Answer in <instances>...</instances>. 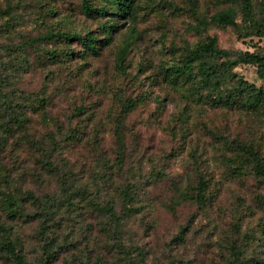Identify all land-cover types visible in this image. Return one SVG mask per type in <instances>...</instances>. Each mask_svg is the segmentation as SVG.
<instances>
[{
  "label": "rangeland",
  "instance_id": "1",
  "mask_svg": "<svg viewBox=\"0 0 264 264\" xmlns=\"http://www.w3.org/2000/svg\"><path fill=\"white\" fill-rule=\"evenodd\" d=\"M228 9L242 32L214 20ZM109 20L118 28L105 39ZM246 25L231 0H134L130 15L96 18L82 0H0V264H19L7 242L26 264H264V173L250 164L237 174L227 161L239 160L236 147L245 145L264 165V105L249 108L239 95L223 106L203 88L198 67L191 80L165 76L208 38L231 59L264 54V36H246ZM67 32L94 34L97 53L81 40L46 37ZM230 71L222 93L240 80L264 91L257 66ZM53 139L60 172L43 162ZM101 171L109 176L102 196L114 199L117 214L116 187L127 178L141 183L137 211L116 226L101 210L106 202L94 199ZM200 180L206 202L182 200L173 211L179 191ZM9 195L19 198L16 217Z\"/></svg>",
  "mask_w": 264,
  "mask_h": 264
},
{
  "label": "trees",
  "instance_id": "2",
  "mask_svg": "<svg viewBox=\"0 0 264 264\" xmlns=\"http://www.w3.org/2000/svg\"><path fill=\"white\" fill-rule=\"evenodd\" d=\"M106 4L95 7L91 0H82V8L84 13L89 17H104V16H121L125 17L132 13V8L134 0H105ZM234 2L241 3L243 17L246 22V31L244 34L246 36H264V0H231ZM6 17V23L11 19V13L5 11L3 13ZM214 20L218 23L221 28L233 27L237 32H242V27L236 22L234 16V10L228 9L221 12ZM117 23L112 20L106 21L103 26V32L105 33V39H111L112 33L117 31ZM50 40H56L62 37L65 40L76 41L81 40L84 46L85 52L97 53V43L99 39L91 33H88L85 39H82L77 33H51L46 36ZM44 37V38H46ZM128 52V44L122 45L117 54L118 61L122 63L126 54ZM231 52L220 49L217 44L216 38H208L201 41L194 50L189 54L184 55L180 61L176 64L168 66L165 71V76H174L185 78L191 80L193 78L195 67H198L199 74L201 76L203 88H207L212 92L215 100H218L223 106H232L239 99V95H243L240 99V103L247 105L249 108L255 109L264 105V91L263 89L257 88L243 80H240L236 86V89L223 92V87L221 81L224 77L230 74L231 67L237 64H253L258 67L260 73L264 75V54L260 52L250 53L245 52L240 54L239 57L231 59ZM53 56H56L55 54ZM217 58H224V62L220 65H212L211 61ZM209 91V92H210ZM129 109L133 106L128 105ZM40 110H44L46 106L44 102L40 103ZM45 112V110H44ZM18 121V119H16ZM57 143L55 140H51L49 145H44L43 158L44 164L48 170L60 172L61 169L55 166L52 162L53 153L55 151ZM240 150V159L228 158V163L235 170V173L239 174L245 171L248 165L252 164L257 172L264 173V165L261 161L260 155L253 146L240 145L236 147ZM52 150L48 153V150ZM122 165V162H121ZM120 165V166H121ZM109 176L105 171H101L95 181V197L94 199L100 198L106 202L105 207H101L111 222V225H119L126 217L130 216L137 211L136 203L139 200V188L141 183L135 181L133 178H127L125 181L118 185L115 189L118 200L121 203L120 212L117 214V204L116 202L109 199L107 196H102L103 191L106 190L108 186ZM208 190V183L205 180H200L195 186H191L188 190L179 191L178 201L173 203L171 209L175 211V205L183 201H191L197 205H203L206 202V192ZM78 192L83 196L86 194L85 189L78 187ZM93 196L94 194L91 193ZM27 198H31L33 201L38 202V199L31 193L26 194ZM17 197L14 195L7 196L4 201L10 209L11 214L16 217L17 209L19 206ZM94 199L91 200L95 206H100L98 203H94ZM96 202V200H95ZM3 230V229H2ZM6 252L17 261L19 264H26L24 257L20 254L17 246L13 245L11 242L3 244ZM141 254V253H140ZM144 256L140 257L141 261H144ZM173 264V263H172Z\"/></svg>",
  "mask_w": 264,
  "mask_h": 264
}]
</instances>
